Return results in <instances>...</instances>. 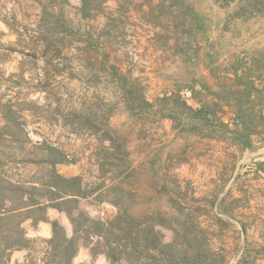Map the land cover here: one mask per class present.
Wrapping results in <instances>:
<instances>
[{"label": "rangeland", "instance_id": "rangeland-1", "mask_svg": "<svg viewBox=\"0 0 264 264\" xmlns=\"http://www.w3.org/2000/svg\"><path fill=\"white\" fill-rule=\"evenodd\" d=\"M242 5L0 0V135L11 132L0 155L19 163L10 173L40 177L58 149L56 172L81 178L90 218H112L118 204L170 244L194 212L221 264H264V12ZM46 216L71 237L65 213ZM23 228L28 238L37 227ZM28 239L12 251L24 260L5 264H55L49 240ZM78 243L88 258L76 264H105L95 241Z\"/></svg>", "mask_w": 264, "mask_h": 264}, {"label": "trees", "instance_id": "trees-1", "mask_svg": "<svg viewBox=\"0 0 264 264\" xmlns=\"http://www.w3.org/2000/svg\"><path fill=\"white\" fill-rule=\"evenodd\" d=\"M243 12L259 6L264 12V0H239ZM248 2V3H247ZM255 4V6H254ZM252 11V10H251ZM241 76L238 75L240 80ZM132 96V92L129 93ZM240 109V108H239ZM238 109V114L241 113ZM14 114V113H13ZM206 112L194 114L198 120L205 119ZM240 116V115H238ZM241 120V118H240ZM5 122L9 123V120ZM205 122L209 123V119ZM0 140L11 137L7 127L1 129ZM50 148V147H49ZM19 152H27L26 146L19 147ZM50 150L60 159L39 163L43 173L40 177L29 179L11 174L10 164L0 155V264L9 261L12 251L27 249L30 240L26 236L23 224L31 221L32 225L48 222V208L65 213L72 225V235L68 237L64 228L52 221L51 239L47 242L49 253L55 264L64 259L71 264L79 249V240L87 244L95 241V249L106 257L109 264H221L223 257L213 251L206 240L198 235L196 216H186L182 234L170 244H164L160 231L155 225H145L129 214L127 209L118 206V213L112 218L92 219L79 209L80 199L85 193L80 177H63L56 172L58 164L65 163L64 154L58 149ZM18 165L19 163H14ZM33 161L22 166L34 165ZM38 164V163H37ZM23 168V167H22ZM16 176V177H15ZM186 221V220H185ZM177 233V232H176Z\"/></svg>", "mask_w": 264, "mask_h": 264}, {"label": "crops", "instance_id": "crops-1", "mask_svg": "<svg viewBox=\"0 0 264 264\" xmlns=\"http://www.w3.org/2000/svg\"><path fill=\"white\" fill-rule=\"evenodd\" d=\"M59 224L65 229L66 233L69 232L68 231V227H67V223L65 220L62 219V221H59ZM37 228L32 229V233L30 235H28L29 237H38V238H42L44 240H50L51 236H52V231H51V224L50 222L46 221V222H40L38 223V225H36ZM25 254L26 251H16L14 253H12L11 258L17 259V260H24L25 258ZM88 258L87 256L85 257V255L83 253H81L80 257L79 255L76 256L75 258H73V264H76L77 262L82 261L83 259ZM100 261L102 263L106 264V258L103 256L99 257Z\"/></svg>", "mask_w": 264, "mask_h": 264}]
</instances>
